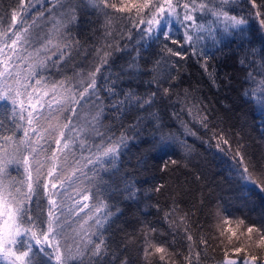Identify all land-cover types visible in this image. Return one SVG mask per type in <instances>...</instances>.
<instances>
[{
	"label": "snow or ice",
	"instance_id": "obj_1",
	"mask_svg": "<svg viewBox=\"0 0 264 264\" xmlns=\"http://www.w3.org/2000/svg\"><path fill=\"white\" fill-rule=\"evenodd\" d=\"M82 22L90 49L74 31ZM209 40L216 51L235 45L243 53L239 75L220 80ZM189 61L217 91L238 85L249 109L240 131H225L198 87H182ZM0 101L14 117L0 132V264H131L130 242L140 245L139 264H202L203 249L216 242L167 182L132 172L111 182L105 174L117 175L135 148L142 171L166 157L155 167L170 175L187 167L199 141L235 165L240 200L264 201V157L255 160L243 132L249 114L264 130V0H14L0 14ZM121 201L157 216L138 221V240L110 235ZM214 215L226 238L218 264H264V222L222 208Z\"/></svg>",
	"mask_w": 264,
	"mask_h": 264
},
{
	"label": "trees",
	"instance_id": "obj_2",
	"mask_svg": "<svg viewBox=\"0 0 264 264\" xmlns=\"http://www.w3.org/2000/svg\"><path fill=\"white\" fill-rule=\"evenodd\" d=\"M13 3L14 0H0V14ZM86 27L87 26L82 22L79 28L74 31L80 33L81 43L85 45L86 49H90L92 41H89L88 37L92 34L85 31ZM53 43H55V40H53ZM207 43L209 50L215 52L216 59L213 63L217 66L220 80L224 81L227 76L239 75L236 60L239 56L243 55V53L234 51L235 45L222 47L221 51H216L210 40ZM83 59L84 56L83 53H81V55L76 58V62H83ZM123 63V60L118 61L117 68ZM49 67L51 68V65H49ZM182 70L186 71L184 85L182 87H198L203 96L212 101V106L215 108L218 117L223 119V124L221 126L225 131H240V125L243 124L245 118L244 113L249 112V109L241 106L238 94L233 90V88L238 87L235 81L233 83V88L222 86L221 90L217 91V89L211 86L208 78L194 61H189ZM45 74L47 75V71H45ZM52 74L53 76L56 75V69H52ZM49 78L51 79V77ZM144 79L147 80L148 77ZM257 80L259 81V77H257ZM253 87H256L258 92V85H254ZM253 107L257 109L255 112L256 117H259L260 112L258 106L253 105ZM11 108L12 106L8 102L0 101V120H3L6 126V128H0V132H5L7 128L14 127V117ZM229 108H231V111H228ZM247 118L248 124L244 125L243 128L245 143L248 144V151L255 160L261 161V157H264V130L255 127V124L259 121L256 120L254 122L251 114H249ZM15 119L18 120V117H15ZM128 119H131V117L126 118L125 123H127ZM18 122L21 124L24 123L23 121ZM233 125H235L234 128L232 127ZM16 135H22V129L16 130ZM192 139L194 138L189 139V143H191ZM194 147L195 151L188 159L187 167H181L170 175L159 173L155 167V165L161 164L166 157L150 161L148 170L142 171L143 165L137 166V159L141 152L133 148L131 152L125 153L124 160L120 162L122 166L120 167L119 173L115 176L110 173L105 174V179L109 180L110 178L111 182H115L118 180L119 176L123 175L125 172H132L136 175V178L140 180H151V177L155 175L156 180L152 181L153 183L157 181L167 182V184L176 191L178 198L184 201L185 208H191L195 212L193 220L199 222L197 227L203 228V235L208 236L211 241L216 242L203 249L205 258L202 264H218L219 260L222 258V252L220 251V246H218L219 239H224L226 243V238L219 237L220 228L217 226L218 221L214 213H216L218 208L227 209L231 212L233 217L245 218L247 223L260 224L264 222V201L256 200L255 198L248 202L240 200L239 193L233 181L230 179L231 173L229 169L234 168L235 165L231 164L228 158L222 153H218L215 147L210 149L200 147L199 141H196ZM175 158L180 159V156L178 155ZM261 162L264 163V161ZM197 177H199V179H197ZM149 186L150 185H145L146 188ZM159 199L161 206H164L168 199L167 193L159 197ZM201 200L204 201L203 206L200 205ZM41 203L46 204V200H41ZM117 203L123 215H121L119 219L113 217L115 223L112 224L110 229V235H112V238L117 242L123 240L126 235L132 236L133 240H138L141 227L138 221L155 223L157 220L154 210L145 209L142 203L139 206L133 201H121ZM148 211H152L153 214H143ZM234 221L235 220H233L232 223L233 228L236 227V222ZM72 227L75 228L77 225L72 224ZM163 227L166 228L167 225H163ZM195 230L196 229H193V231ZM139 247V244L129 243L126 255L130 259L131 264H139L140 254L137 251Z\"/></svg>",
	"mask_w": 264,
	"mask_h": 264
},
{
	"label": "rangeland",
	"instance_id": "obj_3",
	"mask_svg": "<svg viewBox=\"0 0 264 264\" xmlns=\"http://www.w3.org/2000/svg\"><path fill=\"white\" fill-rule=\"evenodd\" d=\"M3 102V101H1ZM9 172L11 173V175L13 176H20L21 174V170L16 166V165H10L9 166ZM87 211V210H85ZM235 222V221H234ZM235 225V224H234ZM232 227H233V224H232Z\"/></svg>",
	"mask_w": 264,
	"mask_h": 264
}]
</instances>
